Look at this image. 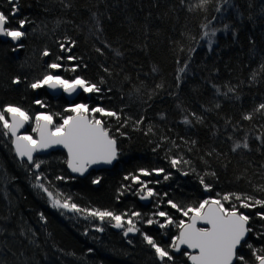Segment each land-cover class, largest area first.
Segmentation results:
<instances>
[{
  "label": "trees",
  "instance_id": "1",
  "mask_svg": "<svg viewBox=\"0 0 264 264\" xmlns=\"http://www.w3.org/2000/svg\"><path fill=\"white\" fill-rule=\"evenodd\" d=\"M16 3L19 11L10 18L9 26L18 27V20L26 18L23 30L27 35L19 43L23 47L0 40V111L13 104L29 116L59 113L53 118L61 121L62 115H69L70 104L62 96L28 87L49 63L62 56V68L53 71L65 79L81 76L100 84L103 78L100 93L83 92L78 102L120 114L119 121L95 115L105 119L121 153L111 169L84 178L70 177L62 151L36 158L44 161L37 171L16 158L0 125V264H162L142 233L162 247L171 244L179 232L177 224L188 218L171 208L169 199L182 207L231 193L264 199V113L254 111L264 104V0H232V6L224 0H210L206 8L198 7L199 0ZM217 7L224 11L217 13ZM0 11H11L9 0H0ZM93 13L102 32L96 28ZM224 23L232 27L224 31ZM213 28L219 31L209 48L207 38L202 37ZM65 37L76 41L70 53L60 49L61 42L68 47ZM46 48L50 55L44 57L41 54ZM69 54L79 59L68 61ZM185 61L187 71L178 83L177 69ZM74 64L79 67L72 72ZM17 76L21 82L13 84ZM248 114L252 119L243 118ZM185 116L190 123H184ZM245 141L248 148L243 147ZM237 143L241 146L233 151ZM172 158L188 163L173 168ZM140 168H164L171 173L166 181L164 174L140 176L146 182L160 181L149 184L158 193L149 205L138 200L140 185L125 179L129 174L138 175ZM33 173H43L47 177L43 182L54 194L70 196L81 209L141 213L139 218L133 217L141 232L125 236L112 229L114 222L90 218L86 211L52 207L48 196L33 186ZM58 176L64 179L57 180ZM201 177L209 189L201 184ZM95 179L99 183L93 184ZM233 203L238 202H224L228 208ZM240 210L251 217L248 227L252 231L238 256L255 264L248 244L257 250L256 255H264L260 251L264 249V220L256 215L264 207ZM157 211L167 212L176 223L163 229L158 223L148 225L146 219H154ZM98 227L104 231H97ZM174 262L187 264V256H174ZM236 264H240L238 259Z\"/></svg>",
  "mask_w": 264,
  "mask_h": 264
},
{
  "label": "snow or ice",
  "instance_id": "2",
  "mask_svg": "<svg viewBox=\"0 0 264 264\" xmlns=\"http://www.w3.org/2000/svg\"><path fill=\"white\" fill-rule=\"evenodd\" d=\"M183 3V0H181ZM210 3V0H199L198 7L206 8ZM226 5L232 6V0H224ZM11 11L5 13L0 11V37H8L14 42L20 41L27 33L23 30L28 20L26 18L18 20V27H10V18H14L19 11L16 0H9ZM217 13H222L223 8L217 7L215 10ZM93 17L96 18V28L102 32V25L100 20L97 18V14L93 13ZM218 17H213L217 19ZM251 18V17H249ZM204 27H207L205 25ZM232 26L228 23H224L223 30L228 31ZM219 29L213 28L211 32L204 31L203 38H207L209 48L214 43ZM235 35V32L233 33ZM68 41V47L66 48L65 43H60V49L62 51H68L70 53L71 47L76 44L75 40L70 37H65ZM17 47H23L21 44H17ZM97 52H101L100 48H96ZM194 51V49L190 50ZM117 55L120 53L117 51ZM42 56L47 57L50 55L46 48ZM63 59L62 56L56 57V60L47 65V70L42 76L36 78L31 82L28 87L33 90L41 89L47 86L49 89H63L64 92L72 94L78 90H83L85 93H100L102 88L103 78L100 80V84L93 83L81 76H76L74 79H65L59 74H56L53 70L62 68V64L59 62ZM79 58L71 54L67 55L68 61H76ZM179 64V61H178ZM79 67L78 64H74L71 67V71L75 72ZM188 62H184V67H178L176 79L177 82L182 79V74L187 71ZM108 71V69H104ZM261 70L264 71V65ZM155 72L156 69L153 68ZM252 79H255L253 74ZM21 82L20 77H14L12 80L13 84H19ZM162 85H157V88ZM217 91L219 89L217 88ZM229 91H233L230 87ZM37 105L43 107L41 100H36ZM256 112L264 113V104H260L258 108L254 109ZM66 112L72 113L71 115H62L60 118L62 123H54L53 115L47 112H40L35 115L34 127H32V133L36 134L35 137L31 134H22L20 130L24 128L30 120V116L27 111L23 108L7 104L4 106L3 111H0V125H2V134L5 137H9L11 144L14 148L17 157L26 158L28 165L37 171L41 168L44 161H37L34 153H38L44 149L51 148L53 146H62L67 150V166L73 173L83 174L90 165L93 164H111L118 156L117 139L110 133L108 127L105 126L106 121L103 118H97L95 114H100L101 117H115L117 121L121 119L120 114L116 111L107 110L104 107L97 105L96 107L90 108L86 103H79L66 109ZM91 114V116H90ZM193 115H195L193 113ZM6 116L8 118H6ZM10 118V119H9ZM246 120L252 119L251 114L243 117ZM143 119V118H141ZM199 120L200 118L197 117ZM128 121L125 120L126 124ZM137 124L140 122L137 121ZM184 123H190L187 116L184 117ZM123 127V125H121ZM120 132V129H117ZM120 135H124L120 132ZM194 143V142H193ZM241 145L237 143L233 147V151L239 148ZM244 148H248L249 145L245 141L243 143ZM181 163H188L177 158H172L170 164L173 168H178ZM138 175L129 174L125 176V179H131L134 183L140 185L141 190L144 194L141 199H147L158 195L154 192L153 188L149 186L151 183H159L156 181H144L140 179V176H151L153 173L157 175L164 174V180H168L171 173H167L164 168H153L151 170L140 168ZM34 187L42 190L52 204V207L58 209H67L72 212L79 213L86 211L87 216L90 218H98L101 222L107 221L113 223V226L124 231V235L127 236L129 233L141 232V229L136 226L133 217L139 218L141 213L132 212L129 214H116L110 210H99V209H81L77 204L71 202V197H64L62 193L56 192L49 189L48 186L43 182L47 179L43 173L35 174ZM212 175H215L213 173ZM57 180H62L64 177H56ZM201 184L204 185L205 189H209L210 185L205 182V179L201 177ZM93 184L99 183V179L92 181ZM264 190V189H261ZM167 195V193H165ZM234 200L238 203H233L231 208L225 207L224 202ZM171 208L182 212L188 221L180 220L177 224L179 228V234L172 237V242L166 247H162L151 235L142 233L143 240L154 250L155 256L162 264H166L167 261L174 262V256L169 249L179 252L181 245H186L188 249L193 250L192 252H184V255L192 262V264H235L238 259L240 264H248V261L244 256H238V247L247 243L246 236L252 231L249 225L251 217L246 215L240 209L255 208L257 206L264 207V199H257L255 197L242 194V193H231L224 194L221 199H204L199 202L198 206L189 205L182 207L180 204L173 202L171 199L167 201ZM128 218L125 220L124 216ZM155 215L164 217V223H161L160 228H165L166 225H172L176 223L173 218L165 211H157ZM256 215L264 220V211L257 212ZM43 219V217H41ZM198 222H202L205 226H198ZM146 223L153 225L156 221L152 218H147ZM97 231H104L102 227H98ZM132 243V241H129ZM248 247L252 249L258 264H264V255H256L257 250L252 248L251 244ZM91 252L92 249H89ZM260 251L264 252V249Z\"/></svg>",
  "mask_w": 264,
  "mask_h": 264
},
{
  "label": "water",
  "instance_id": "3",
  "mask_svg": "<svg viewBox=\"0 0 264 264\" xmlns=\"http://www.w3.org/2000/svg\"><path fill=\"white\" fill-rule=\"evenodd\" d=\"M0 40H2L4 42H10L13 46H17V44H19L21 42V40L18 41V42H14L8 37H0ZM44 89L52 97H61L62 96L67 101V103H69L71 105L77 104L78 100H79V96L83 93L82 90H78L76 93L69 94V93L64 92L63 89H49V88H47V86H45ZM28 128H29V125L27 123V124H25L24 128H22L20 130V132L24 133V132H26L28 130ZM117 146H118V143H117ZM11 147L13 149L14 155L16 156L12 144H11ZM55 151L64 152V154L66 156V161H67V150L64 149L62 146H59V145L53 146V147L48 148V149H44V150H42V151H40L38 153H34V156H35V158H39V157H43V156L49 155L50 153H53ZM120 153L121 152L119 150L117 158L111 164L99 163V164L90 165L83 174H81V173H73L71 171V169L68 168L67 163H66L65 167H66V170H67L68 174L70 175V177H72V178H84V177H87L91 172H97V171H100V170L111 169L118 162V160L120 158ZM16 158L20 162H26L27 163L26 158H20V157H17V156H16ZM138 200L143 205H149L151 203V201H152V198L149 197L147 199H141V195L139 194L138 195ZM67 211H69V210H67ZM69 212H72V211H69ZM198 226H205V225L202 222H198ZM112 229L114 231H116V232L122 231V229L115 228L114 226L112 227ZM132 234H136V233H129L128 235H132ZM178 234H179V232H178ZM248 237H249V233L246 236V241H247ZM240 247H238V250L240 249ZM185 251L192 252L193 250L188 249L186 245H181V250L179 252L171 249V253H172L173 256H178V255L184 253ZM187 263L188 264H192V262L188 258H187ZM235 264H236V261H235ZM255 264H258V261Z\"/></svg>",
  "mask_w": 264,
  "mask_h": 264
},
{
  "label": "rangeland",
  "instance_id": "4",
  "mask_svg": "<svg viewBox=\"0 0 264 264\" xmlns=\"http://www.w3.org/2000/svg\"><path fill=\"white\" fill-rule=\"evenodd\" d=\"M42 88H44V87H42ZM83 91V90H82ZM77 104H79V102L77 103ZM75 105V104H74ZM71 106H73V105H71L70 104V106H69V108L71 107ZM72 113H70L69 115H71ZM90 116H91V114H90ZM34 119H35V115H33V116H30V120H29V122H28V125H29V128H28V130L26 131V132H24V133H27V134H31V135H33L34 137H35V134L34 133H32V127H34ZM53 121H54V123H57V124H59V123H62V120L61 121H55L54 120V118H53ZM24 133H22V134H24ZM56 152V151H55ZM51 154V153H50ZM141 190V189H140ZM144 191H146V190H142L141 192H139L138 194H140L141 196L144 194ZM152 198V201H153V197H151ZM154 207V206H153ZM158 208V207H157ZM155 213L156 212H154V220L156 221V224L158 223V224H161V223H164V220H165V218L164 217H159V216H157V215H155ZM134 220V222L136 221V219H133ZM187 222V221H186ZM135 234H132L131 236H134Z\"/></svg>",
  "mask_w": 264,
  "mask_h": 264
},
{
  "label": "flooded vegetation",
  "instance_id": "5",
  "mask_svg": "<svg viewBox=\"0 0 264 264\" xmlns=\"http://www.w3.org/2000/svg\"><path fill=\"white\" fill-rule=\"evenodd\" d=\"M122 232L124 233V231L122 230Z\"/></svg>",
  "mask_w": 264,
  "mask_h": 264
},
{
  "label": "bare ground",
  "instance_id": "6",
  "mask_svg": "<svg viewBox=\"0 0 264 264\" xmlns=\"http://www.w3.org/2000/svg\"><path fill=\"white\" fill-rule=\"evenodd\" d=\"M129 236V235H128ZM188 264V263H187Z\"/></svg>",
  "mask_w": 264,
  "mask_h": 264
}]
</instances>
